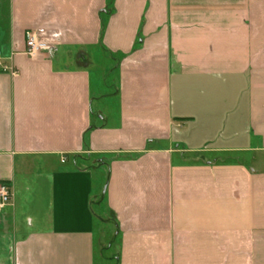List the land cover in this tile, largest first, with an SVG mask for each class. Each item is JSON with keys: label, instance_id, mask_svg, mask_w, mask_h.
<instances>
[{"label": "crops", "instance_id": "1", "mask_svg": "<svg viewBox=\"0 0 264 264\" xmlns=\"http://www.w3.org/2000/svg\"><path fill=\"white\" fill-rule=\"evenodd\" d=\"M0 47V264H264V0H0Z\"/></svg>", "mask_w": 264, "mask_h": 264}, {"label": "built area", "instance_id": "2", "mask_svg": "<svg viewBox=\"0 0 264 264\" xmlns=\"http://www.w3.org/2000/svg\"><path fill=\"white\" fill-rule=\"evenodd\" d=\"M57 37L45 28L30 30L26 33V55L31 59L42 53L52 51L57 46ZM0 69L16 72L5 63V54L0 47ZM12 201V192L7 185H0V212Z\"/></svg>", "mask_w": 264, "mask_h": 264}, {"label": "rangeland", "instance_id": "3", "mask_svg": "<svg viewBox=\"0 0 264 264\" xmlns=\"http://www.w3.org/2000/svg\"><path fill=\"white\" fill-rule=\"evenodd\" d=\"M110 226H112V225H110Z\"/></svg>", "mask_w": 264, "mask_h": 264}]
</instances>
